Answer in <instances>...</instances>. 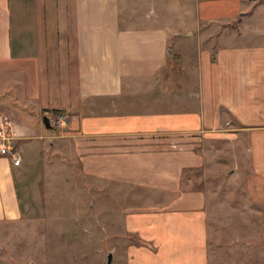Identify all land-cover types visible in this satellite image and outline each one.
Returning <instances> with one entry per match:
<instances>
[{"label": "crops", "instance_id": "1", "mask_svg": "<svg viewBox=\"0 0 264 264\" xmlns=\"http://www.w3.org/2000/svg\"><path fill=\"white\" fill-rule=\"evenodd\" d=\"M194 1L180 75L156 13L128 26L122 0H0V116L35 159L0 157V221L29 213L48 152L107 190L98 206L125 207L113 236L137 240L122 241L121 264H208V199L192 174L208 163L264 203V0ZM238 19L222 47H195L202 23ZM56 113L69 116L59 132L43 123Z\"/></svg>", "mask_w": 264, "mask_h": 264}, {"label": "rangeland", "instance_id": "2", "mask_svg": "<svg viewBox=\"0 0 264 264\" xmlns=\"http://www.w3.org/2000/svg\"><path fill=\"white\" fill-rule=\"evenodd\" d=\"M122 6L128 26L143 24L155 13L164 19L171 34L175 33L171 38V70L186 74L190 69L178 39L185 38L189 30L198 31L195 1L122 0ZM240 21L202 23L195 47L212 52L222 47L226 35L240 31ZM20 154L23 160L34 159L30 154ZM47 154L40 181L28 191L32 203L29 213L17 220L0 221V264H108L111 253L112 264H121L122 241L137 240L133 236H113L114 229H124L120 211L124 206H98V201L106 199L107 190L92 189L90 179L81 174L73 159L58 152ZM228 170L208 163L192 173L208 199V264H264V203L254 202L242 177ZM108 209L117 213L118 225L105 220Z\"/></svg>", "mask_w": 264, "mask_h": 264}, {"label": "built area", "instance_id": "3", "mask_svg": "<svg viewBox=\"0 0 264 264\" xmlns=\"http://www.w3.org/2000/svg\"><path fill=\"white\" fill-rule=\"evenodd\" d=\"M68 115L56 113L50 116L51 122L55 127H65L68 124ZM18 132L13 122L8 116H0V157H11L15 165L20 164L18 158L19 149L17 147Z\"/></svg>", "mask_w": 264, "mask_h": 264}, {"label": "water", "instance_id": "4", "mask_svg": "<svg viewBox=\"0 0 264 264\" xmlns=\"http://www.w3.org/2000/svg\"><path fill=\"white\" fill-rule=\"evenodd\" d=\"M43 123L49 130L55 129V126L52 124L50 117L44 116ZM112 261H113V254L111 253L109 254L108 264H112Z\"/></svg>", "mask_w": 264, "mask_h": 264}]
</instances>
